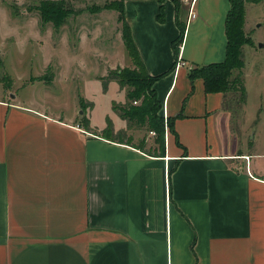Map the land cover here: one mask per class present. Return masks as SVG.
Wrapping results in <instances>:
<instances>
[{
	"label": "crops",
	"instance_id": "1",
	"mask_svg": "<svg viewBox=\"0 0 264 264\" xmlns=\"http://www.w3.org/2000/svg\"><path fill=\"white\" fill-rule=\"evenodd\" d=\"M124 3L142 63L161 75V113L174 117L164 146L109 138V122L127 128L113 109L95 121L82 102L64 110L0 89V264H264V150L223 92L189 76L225 61L231 0H197L196 17L164 0L162 18L159 0Z\"/></svg>",
	"mask_w": 264,
	"mask_h": 264
},
{
	"label": "rangeland",
	"instance_id": "2",
	"mask_svg": "<svg viewBox=\"0 0 264 264\" xmlns=\"http://www.w3.org/2000/svg\"><path fill=\"white\" fill-rule=\"evenodd\" d=\"M43 1L47 0H0V89L5 94L11 91L38 97L64 110L82 102L87 113L92 107L95 121L112 109L117 113L131 101L128 85L122 87L115 78L104 81L102 75L134 64L122 46L119 12L114 8L95 9L116 1L58 0L73 11L59 28L42 20L39 5ZM243 9L239 66L230 74V81H236L235 88L224 93L225 102L237 121L248 119L246 134L251 132L256 148L263 151L264 46L259 44L264 43V0H244ZM113 63H117L116 68L110 67ZM201 66H197L199 70ZM241 81L246 93L240 87ZM135 101L132 104L139 106L142 98ZM259 108L261 113L257 112ZM125 122L126 138L131 134L137 141L142 137L150 138L151 143L157 141L159 133L152 135L148 124L138 125L128 119ZM111 125L115 130L113 122L107 124ZM156 146L159 148L158 142Z\"/></svg>",
	"mask_w": 264,
	"mask_h": 264
},
{
	"label": "trees",
	"instance_id": "3",
	"mask_svg": "<svg viewBox=\"0 0 264 264\" xmlns=\"http://www.w3.org/2000/svg\"><path fill=\"white\" fill-rule=\"evenodd\" d=\"M113 2H107L104 6H97L95 9L103 8H114L119 12V18L123 23V40L127 53L131 58L134 67H119L118 69H111L108 73L102 77L105 81H109L110 78H115L120 81V85L124 87L128 85V93L130 95L131 101H129L126 106L117 109V113L123 118L128 119L129 121H136L138 125L148 124L151 130L159 133L157 141L159 146L162 148L165 143V122L164 116L161 113L162 103L158 97L156 90L154 89V84L161 75L151 76L145 66L142 63L138 49L134 44L133 35L130 30V25L127 19L124 16V0H113ZM162 5L160 8L159 16L162 18L164 11V0H159ZM176 5V14L179 13L183 1L173 0ZM244 0H231L232 6L228 12V17L226 21V29L228 35V49L227 56L223 62H215L214 64L202 65L199 68H190L189 76L193 81L198 77H203L205 90L208 92H227L230 89L235 88V82L230 81V74L232 69L239 66V47L242 44V34H243V23L245 19L244 9H243ZM254 1V0H253ZM62 4V5H60ZM39 10L43 21H51L56 28H59L66 17L70 15L73 11L69 9L66 5L63 4V1L58 0H47L43 1L39 5ZM179 22V31L180 34L176 39L172 41V46L174 49L175 56L178 57L181 51V43L184 39L185 34V25ZM174 65L170 68L172 70ZM241 89L246 93L244 82L241 81ZM142 98L141 104L139 106H134L132 101H137ZM174 117L167 118L168 126L173 127ZM105 135L109 138H116L120 140H125L126 132L121 129L117 132L114 131L112 125L104 130ZM142 145L141 147H143Z\"/></svg>",
	"mask_w": 264,
	"mask_h": 264
},
{
	"label": "built area",
	"instance_id": "4",
	"mask_svg": "<svg viewBox=\"0 0 264 264\" xmlns=\"http://www.w3.org/2000/svg\"><path fill=\"white\" fill-rule=\"evenodd\" d=\"M185 1L186 3H189V6H190V11H189V16L191 17H196V13L194 11V7H195V3L197 0H183ZM186 62L182 61L181 59L178 60V63L177 65L180 66V65H185ZM192 66H190L191 68ZM137 102V101H135ZM165 122H166V126L168 127V122H167V117L165 116ZM151 133L154 135L155 132L154 131H151ZM250 156H245V159L247 160V163H248V160H249Z\"/></svg>",
	"mask_w": 264,
	"mask_h": 264
},
{
	"label": "water",
	"instance_id": "5",
	"mask_svg": "<svg viewBox=\"0 0 264 264\" xmlns=\"http://www.w3.org/2000/svg\"><path fill=\"white\" fill-rule=\"evenodd\" d=\"M260 46H264V43H262V42H260V44H259Z\"/></svg>",
	"mask_w": 264,
	"mask_h": 264
}]
</instances>
